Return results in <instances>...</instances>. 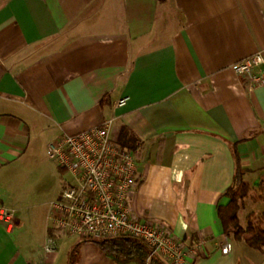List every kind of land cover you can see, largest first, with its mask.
Listing matches in <instances>:
<instances>
[{"label": "crops", "instance_id": "crops-1", "mask_svg": "<svg viewBox=\"0 0 264 264\" xmlns=\"http://www.w3.org/2000/svg\"><path fill=\"white\" fill-rule=\"evenodd\" d=\"M255 54L264 0H0V264H117L49 223L71 176L47 145L105 122L136 140L135 219L191 249L186 264H264L218 216L237 166L264 184V83L232 70Z\"/></svg>", "mask_w": 264, "mask_h": 264}, {"label": "built area", "instance_id": "built-area-1", "mask_svg": "<svg viewBox=\"0 0 264 264\" xmlns=\"http://www.w3.org/2000/svg\"><path fill=\"white\" fill-rule=\"evenodd\" d=\"M264 57L255 54L232 65L237 75L253 83H264ZM127 97L118 99L123 107ZM110 122L74 135H61L47 145V156L71 176L59 197L50 203L49 223L53 230L82 239L98 240L128 235L142 240L151 254L169 264H186L192 250L163 225L140 222L132 216L129 198L138 184L134 158L111 137ZM0 222L11 226V214L0 207ZM228 245L222 251L227 253Z\"/></svg>", "mask_w": 264, "mask_h": 264}, {"label": "trees", "instance_id": "trees-1", "mask_svg": "<svg viewBox=\"0 0 264 264\" xmlns=\"http://www.w3.org/2000/svg\"><path fill=\"white\" fill-rule=\"evenodd\" d=\"M156 1L164 2L166 0ZM111 137L120 147L126 149H132L136 142L124 127H121L117 136L111 135ZM236 183H239L241 188L239 199H245L250 187L242 182V168L240 166H237L233 185L226 192L229 202L225 208H220L218 211L219 219L227 235L231 234L238 241L243 240L253 250L264 251V213L255 221L247 218L246 226L244 228L239 227L237 220L238 205L233 194V187ZM257 190L259 192L257 199L264 204V184H259ZM231 228L235 231L230 232ZM247 235L249 237L244 239V236ZM85 241L96 243L104 254L117 264L131 261L139 264H166L160 256L151 254V249L142 240L128 235Z\"/></svg>", "mask_w": 264, "mask_h": 264}, {"label": "rangeland", "instance_id": "rangeland-1", "mask_svg": "<svg viewBox=\"0 0 264 264\" xmlns=\"http://www.w3.org/2000/svg\"><path fill=\"white\" fill-rule=\"evenodd\" d=\"M57 185V180L53 175H46L38 177L37 180L33 181V186L36 190H43L46 188H53ZM250 190L245 199H239L240 197V184L236 183L233 187V194L236 198V203L238 205L237 220L238 225L241 228L246 226V219L257 220L262 213H264V204H262L258 199L259 192L257 189L249 186ZM231 232L235 231L233 228L230 229Z\"/></svg>", "mask_w": 264, "mask_h": 264}]
</instances>
